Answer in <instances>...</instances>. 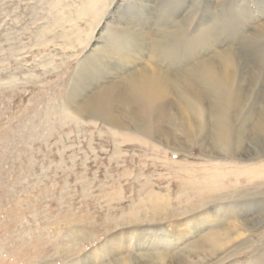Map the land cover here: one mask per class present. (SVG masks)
Returning a JSON list of instances; mask_svg holds the SVG:
<instances>
[{
    "label": "rangeland",
    "instance_id": "1",
    "mask_svg": "<svg viewBox=\"0 0 264 264\" xmlns=\"http://www.w3.org/2000/svg\"><path fill=\"white\" fill-rule=\"evenodd\" d=\"M235 1L227 0L222 9L230 18ZM243 1L253 19H263L256 0ZM145 2V12H152L151 0ZM204 4L188 0L178 12L185 37L203 29ZM142 9L139 0H0V264H111L105 253L117 242L118 257L157 251L172 256L202 236V228L187 220L207 209L216 218L211 227L240 236L206 252L201 262L191 256V263L264 264V220L245 228L230 219L231 205L222 214L220 206L212 210L218 202L236 201L240 217L248 214L247 205L258 200L264 205V196L251 195L256 189H235L239 180L229 177L253 170L263 179L264 153H208L201 139L184 137L180 126H165L178 140L168 143L155 126L141 132L142 123L121 102L114 112L123 126L91 120L90 109L71 114L92 89L84 80L105 45L102 36L122 42L125 32L117 18L136 23L144 20ZM146 16L151 22L156 14ZM250 25L241 28L251 36L239 47L263 37L259 25ZM184 42L178 41L175 52ZM259 45L264 51V40ZM170 117L176 121L175 114ZM206 185L216 187L223 200L211 198ZM244 194L250 196L240 197ZM177 229L188 234L175 238ZM163 234L167 237L157 242Z\"/></svg>",
    "mask_w": 264,
    "mask_h": 264
},
{
    "label": "bare ground",
    "instance_id": "2",
    "mask_svg": "<svg viewBox=\"0 0 264 264\" xmlns=\"http://www.w3.org/2000/svg\"><path fill=\"white\" fill-rule=\"evenodd\" d=\"M186 1L151 0L155 9L145 12L146 2L139 0V8L144 7V20L137 18L138 22L132 23L123 16L118 17L125 37L121 42L117 36H102L105 37V45L98 49V55L90 67L92 73L84 80L90 82L88 87L92 89L89 95L83 94L86 97L77 101L71 114L75 115V110L80 114L82 109H90L91 120L100 117L105 126H123L114 112L117 102H121L132 119L142 123L141 132L148 134L151 126H155V134L168 143L175 144L178 140L168 133L165 126H180L184 137L201 139V146L208 153L219 155L233 149L240 157L263 154L264 51L259 44L264 40V0H256L262 20L252 18L243 0L235 1L231 18L222 10L227 0H205L204 11L199 18L203 29H197L196 34L188 37L184 36L178 16ZM147 14L156 16L150 22ZM250 23L263 29V37L257 35L251 46L239 47L244 41L247 44L251 36L243 35L241 29L248 28ZM170 24L179 26L176 30L169 29ZM155 31L160 34L158 38L154 37ZM183 38L184 44L175 52L178 41ZM163 40L166 41L162 43ZM211 51H216L215 57ZM145 58H148V63ZM188 65H194V69ZM176 66L178 71L175 70ZM184 67L187 69L183 71ZM79 71L76 76L80 77ZM81 84L77 82L76 86ZM175 89L181 93L177 95ZM187 99L191 103H187ZM170 114H175V122ZM208 117H211V122ZM174 129L176 131L178 128ZM247 144L251 145V149L245 148ZM258 174L261 173L249 170L243 175L235 173L229 177L235 182L239 180L234 184L235 189L250 186L256 189L251 195L264 196V187L260 188L264 178H257ZM229 177L223 178L230 180ZM205 187L211 198L217 195L220 201L223 200L222 194L215 192L216 187ZM227 192L231 193L229 190ZM248 196L250 194L240 197ZM228 205L233 208L231 214L234 217L230 219L245 228L255 227L264 220L261 210L264 205L259 200L247 205L248 214H241L240 217L239 203L236 201L218 202L212 206V210L216 211L220 206L217 211L224 213L228 211ZM209 211L207 209L187 220L194 229L202 228V236L175 255L157 251L154 255L137 252V256L124 254L118 257L116 252L121 248L120 242L113 243L105 254L109 255L111 264H194L189 261L191 256L201 262L206 252L210 254L240 236L221 225L211 227L216 218ZM174 234L175 238H180L188 232L177 229ZM142 237L140 235L137 241L141 243ZM166 237V234L159 236L157 242L161 243ZM249 264H257V261L251 259Z\"/></svg>",
    "mask_w": 264,
    "mask_h": 264
}]
</instances>
